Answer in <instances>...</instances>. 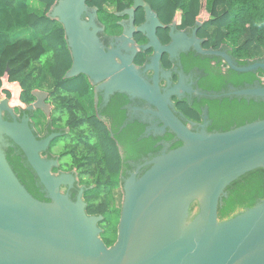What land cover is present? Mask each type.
Segmentation results:
<instances>
[{
    "label": "water",
    "instance_id": "water-1",
    "mask_svg": "<svg viewBox=\"0 0 264 264\" xmlns=\"http://www.w3.org/2000/svg\"><path fill=\"white\" fill-rule=\"evenodd\" d=\"M88 1L57 0L47 14L64 28L72 56L65 79L85 75L94 84L109 79L104 87L111 93L126 92L157 108L153 115L162 127L153 125L148 135L169 130L182 145L162 151L142 176L136 172L122 184L117 241L108 247L101 238L104 216L87 214L82 192L77 201L63 194L61 187L72 186L74 176L54 175L52 168L58 162L42 157L60 134L38 140L32 119L18 120L15 113L18 88L10 87V92L15 91L12 102L1 90L0 264H264V199L230 219L219 218L227 188L249 172L264 170V120L225 132H208L206 123L192 131L171 110V96H180L182 86L168 87L163 93L157 76L164 53L174 57L193 49L202 56L222 58L238 73L264 72V60L240 66L226 50L204 49L197 28L192 37L172 31L171 43L162 46L157 36L163 27L158 14L147 0H134L133 7L120 14L131 17V29L125 28L120 39L126 44L135 32L147 35L149 43L143 49H155L148 69L156 75L150 83L132 62L136 51L127 58L118 51H106L99 37L103 29L97 24V9H90ZM140 8L146 20L135 29L133 17ZM88 13L91 19L87 22L84 15ZM205 22L200 16L196 25ZM32 95L36 101L26 110L50 115L45 102L48 94L35 90ZM209 98L264 102V77L245 88L211 93ZM10 141L24 153L50 202L36 199L13 171L6 154Z\"/></svg>",
    "mask_w": 264,
    "mask_h": 264
},
{
    "label": "trees",
    "instance_id": "trees-1",
    "mask_svg": "<svg viewBox=\"0 0 264 264\" xmlns=\"http://www.w3.org/2000/svg\"><path fill=\"white\" fill-rule=\"evenodd\" d=\"M57 0H0V91L3 79L8 77L9 83H19L22 88L21 101L31 103L34 90L55 89L58 106L67 88L88 87L85 76L65 79L73 60L68 48L65 31L61 24L48 18L51 7ZM203 2L210 19L199 29V37L205 39V49L224 50L237 61L240 66L257 60H264V0H148L152 9L165 24L180 17L181 28L194 26L197 18L202 16ZM127 3L133 0H91L100 15L109 24V17L114 16L108 8L122 11ZM108 5V6H107ZM140 12L138 17H143ZM48 20L50 23H46ZM207 58V57H205ZM218 66L205 62L204 67L210 72V83L207 85L214 91L245 88L254 85L264 77V72L238 73L228 70L224 74L218 57ZM222 61V62H221ZM76 98L78 94H73ZM11 98V93L6 91ZM223 101L209 102L210 118L213 127L210 131L225 132L258 120H264V102L223 98ZM197 109L199 107L197 106ZM188 115L189 109H185ZM199 110L195 116L196 119ZM40 119V117H39ZM13 145V143L10 141ZM182 143V142H181ZM182 145V144H181ZM7 159L27 190L38 200L44 201L33 178L31 166L25 165L27 159L18 147L6 149ZM113 164H96L89 167L90 173L86 181V209L88 215L104 216L100 223L103 230L102 240L108 247L117 241L118 224L121 216L123 193L120 180V154L114 149ZM24 161V162H23ZM84 169L74 163L69 168ZM32 169V168H31ZM228 197L222 200L219 208L221 221L234 217L240 211L254 207L264 199V170L249 172L233 182L226 190ZM194 207V206H193Z\"/></svg>",
    "mask_w": 264,
    "mask_h": 264
},
{
    "label": "flooded vegetation",
    "instance_id": "flooded-vegetation-1",
    "mask_svg": "<svg viewBox=\"0 0 264 264\" xmlns=\"http://www.w3.org/2000/svg\"><path fill=\"white\" fill-rule=\"evenodd\" d=\"M89 2L91 0L87 2L90 9H97V24L103 29L99 33V37L106 51H118L123 58L132 56V51H136L137 53L133 55V64L141 70L143 77L148 82L153 83L156 71L148 68L152 63L155 49L151 47L143 49L149 43L147 35L135 32L133 37L129 38L130 42L126 44L120 39L124 36L125 28L131 29V17L120 14L131 9L134 0L132 5L127 3L126 7L120 12H117L116 8L109 7L108 11L115 14L113 17L108 16L109 24L105 21L106 18L100 15L99 9L90 6ZM140 12H144V10L142 8L136 10L133 17V27L135 29L143 25L146 20L145 12L142 18L138 17ZM90 19L91 14L84 15L85 21L88 22ZM161 23L163 27L157 30V36L162 46H168L171 43L172 31L174 34L185 32L192 37L197 28V36L200 38L198 35L199 29L205 24L203 23L200 27L195 24L182 29L179 16L169 24L162 21ZM200 39L203 40L202 45L204 48L206 41L203 38ZM212 57L199 55L191 49L185 53H178L174 57L164 53L160 59V70L157 75L158 85L163 93L168 87L171 89L179 85L185 90H180V96H171V110L192 131H199L201 125L206 123L207 131L212 132L210 128L213 127V120L210 118L209 102L224 100L209 98L211 93H221V91H214L207 86L210 83L211 74L204 67L205 62H210L212 66H218L220 63L210 59ZM116 60L120 62L119 58H116ZM220 67L223 69L224 74L228 70H232L224 60ZM85 78V82L88 84L87 88L73 87L64 90L67 93L65 97L61 98L63 101L62 106L57 104L54 88L40 90L48 94L45 102L50 105V115L40 110H26V106L33 104L36 99L33 96L35 99L33 102L24 103L21 101L22 91L19 96V103L14 105V110L18 120H21L24 116L32 119L31 125L38 140L45 139L52 134H60L50 143L42 157L49 161L58 162V166L52 168L54 175L65 173L74 176V184L72 186H62L61 192L68 195L73 201H77L82 192L81 198L86 203L87 209L86 190L88 188L84 181L90 173L89 167L96 164H113L114 149L120 154V180L124 184L125 180L136 172H138V177L142 176L150 168L149 162L159 156L162 151L176 149L182 143L169 130L163 134L148 135L147 131L153 125L158 126V128L162 127L160 120L153 115V113H157V108L150 105L149 102L126 92L111 93L110 89L104 87L109 83V79L94 84L87 76ZM230 87L234 86L229 85L227 89L222 91H228ZM73 94H78L79 97L76 98ZM197 106L199 109H197ZM187 108L189 109L188 115L184 112ZM198 110V117L196 119L190 118L192 115L195 116ZM206 114L208 119L205 121ZM6 118L12 120L8 115H6ZM42 121H44L43 125H41ZM214 132L218 131L214 130ZM10 147H14V144H11ZM21 157L23 160L26 158L24 154ZM76 162L84 168L82 171L76 167L69 168ZM27 164H29L28 161L25 163L26 167ZM30 170L44 199L43 202H50L46 197L44 186L40 183L33 169L30 168ZM120 188L123 193L122 186Z\"/></svg>",
    "mask_w": 264,
    "mask_h": 264
},
{
    "label": "rangeland",
    "instance_id": "rangeland-1",
    "mask_svg": "<svg viewBox=\"0 0 264 264\" xmlns=\"http://www.w3.org/2000/svg\"><path fill=\"white\" fill-rule=\"evenodd\" d=\"M202 17L205 18L206 20H208L210 18V14H208L206 11H205V2H203V12H202ZM46 23H50L48 20H46ZM10 87H17L18 88V92L21 93L22 89H21V86L19 83H9L5 80V78L3 79V88H2V94L4 97H7L6 96V91H9L10 92ZM11 93V102L12 101H15V91L13 92H10ZM19 103V100L17 102V104ZM41 123V121H40ZM44 124V121H42V124Z\"/></svg>",
    "mask_w": 264,
    "mask_h": 264
}]
</instances>
